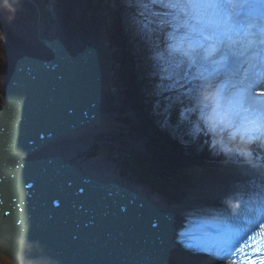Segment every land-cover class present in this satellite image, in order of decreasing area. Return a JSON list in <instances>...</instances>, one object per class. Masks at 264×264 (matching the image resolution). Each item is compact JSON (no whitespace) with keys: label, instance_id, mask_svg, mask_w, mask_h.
<instances>
[{"label":"bare ground","instance_id":"1","mask_svg":"<svg viewBox=\"0 0 264 264\" xmlns=\"http://www.w3.org/2000/svg\"><path fill=\"white\" fill-rule=\"evenodd\" d=\"M54 2L55 0H15L12 3L18 6L22 14L17 20L9 19V25L13 33L23 41V44L14 48L13 52L11 51L10 69L0 103V116L2 115L4 119L9 115L11 122H15L12 125L9 124L7 128L0 124V175L2 179L4 182L17 187L20 186L21 180L23 183L32 184L39 180L64 183L71 189L73 193L71 194L78 205L94 203L117 217L121 218L123 215L122 220L126 223L131 219V225L138 226L145 233L155 236L154 256L148 264H178L190 259L199 260L196 264L213 262L208 258L190 256L181 250L175 244L176 229L180 228L186 211L215 208L221 201L232 198H264V167L249 170L245 164H242L244 166L240 170L231 168L224 175L215 179L199 180L185 198L171 204L167 202L166 198L164 199L162 194L153 192L149 188L139 185V183L136 184L124 179L120 172L115 171L114 166L109 165L104 160V157L87 156V151L91 147L89 143L96 136L102 134L100 130L105 132L103 127L107 126L105 125V118L107 117L105 111L109 106L104 95L107 84L105 57L102 54L103 45L101 40L97 42L90 34L88 36L91 37L84 41H81L79 37L69 40L56 17ZM171 11L173 14L176 12V10ZM147 15L150 16L151 14L148 13ZM180 16V20H175L182 24L183 14L181 13ZM209 16L210 13L207 10L204 22ZM170 17H174V15L166 18ZM158 23L162 29L160 33L165 35V29L169 26L166 23H161V21ZM171 27L173 28V25ZM182 29L186 33L189 31L185 27ZM150 30L152 34L146 30L144 33H150L151 40L148 41L151 43L154 41L155 31L152 28ZM111 31L114 37L113 29ZM186 33L180 32L177 35H170V37L175 40L173 45H178L179 50L191 52L189 44L192 41L185 39L187 45H184L181 37L178 36L180 34L183 37ZM193 38L195 39L194 35H192L191 40ZM116 39H112L113 44H115ZM165 42L166 40L162 42L163 45L160 44L164 53L163 59H159V65L162 66L161 64H163L167 67V64L161 62L168 61L169 56L166 53L178 54V52L173 48H167ZM140 44L145 47L147 42L145 39H140ZM215 48L217 56L229 57V63L241 64L237 52L226 53L218 45ZM89 50H91L89 55L92 59H88L85 63L99 71L97 93L89 95L90 97L93 95V98L88 102V106L84 104L76 107L73 102H83L81 95L83 96L86 91V83L77 82V95L70 92L66 96L67 98L62 100L52 91L54 88L55 91L57 90V87L51 83L56 79H48V75L62 67L63 72L56 83L65 85L72 90L75 84V68L80 60L88 56L86 52ZM160 53L158 50L159 56ZM211 58L213 59V57ZM244 59L246 63H250V54H246ZM204 64L206 65L207 62ZM210 64L209 67H190L196 69L195 72L193 71L196 74L195 82L191 84L200 88L203 80L212 83L218 80L216 77L224 70L217 66L218 63L216 62ZM248 64L240 73L229 77L230 81H227L226 78L221 79L225 80L221 85L220 83L215 84V86L220 85L221 98L232 101L233 105H236L237 102L234 94L243 91H246L247 94L252 92L248 88L254 84V76L247 77ZM217 68L222 70L216 73ZM182 70L184 72V68ZM37 73L41 77L44 75L43 79L46 82L44 89L36 85L35 82L32 84V80L37 78ZM244 78L247 80L242 82ZM185 84L187 87V82ZM43 91L47 92L42 94ZM41 101H45L43 108L40 106ZM222 101L225 111L231 113L233 118L232 110H227L226 102L223 99ZM195 105L197 104L195 103ZM191 109L193 110L195 107L191 106ZM255 109L256 106H251L250 109L243 110L254 112ZM184 112L187 113L186 118L192 115L191 110L187 107ZM197 112L194 117L203 127L200 131H203V134H209L205 122L201 118L200 108L197 109ZM42 114L45 118L42 117ZM81 114L83 115L82 118L74 119L75 115L77 118ZM223 115L220 113L219 117ZM60 117L71 120L66 121L69 124L63 123L64 121ZM38 119H40L39 124L34 122ZM185 121L189 123L188 120ZM190 124L193 125L191 122ZM28 125L32 126L26 129ZM212 137L216 139V137ZM225 144L232 146L228 144L226 139ZM216 146L220 145L217 144ZM250 147L252 155L255 152L259 154L264 152V142H255ZM228 158L229 155H226V159ZM234 158L239 157L235 156Z\"/></svg>","mask_w":264,"mask_h":264},{"label":"rangeland","instance_id":"2","mask_svg":"<svg viewBox=\"0 0 264 264\" xmlns=\"http://www.w3.org/2000/svg\"><path fill=\"white\" fill-rule=\"evenodd\" d=\"M127 2L132 6L131 9H129V4ZM122 3H126L127 8L122 5ZM145 4L148 5L147 9L142 6ZM54 6L56 17L61 24L64 34L69 37V40L79 37L81 41H84L93 36L97 42L101 40L103 45L102 54L105 57V79L107 84V90L105 89L104 95L107 101L106 103L109 106L105 111L107 114L105 125L107 126L104 125L105 127H103V129L106 130L105 132L100 130L102 134L96 136V139L94 138L93 141L89 143L91 147L87 151V156L93 157L96 155L99 156V158L104 157V160L108 162L109 165L114 166L115 171L120 172L124 179L136 184L139 183V185L149 188L153 192L162 194L164 199L166 198L167 202L171 204L174 201L185 198L199 180L215 179L224 175L226 171L231 168L240 170L242 166H244L240 164H245L249 170L264 167V164L260 165L254 163L256 162L254 158H252V164H248L238 156L241 162L236 161L237 165L231 166L227 164L207 165L203 160L194 163L189 161L193 159L190 157L187 158V160L181 161L184 168L179 175L169 174L160 167L154 168L151 164V157L147 149V144L152 142L140 132V117L137 114V99L139 100V96L138 92L135 90L136 85L133 84L134 79L128 77V75L131 74L128 69L129 66L126 69L128 73H126V70L122 68L123 64L121 66L120 62H118V60L121 61L122 58V50H119L122 38L120 29H123V27L129 28L130 30L132 28L136 29L135 35L133 30L127 33L126 36L131 39L134 48L140 51L139 56L141 57L138 59H147L151 57L150 49H153V61L147 63V66L152 68L156 73L149 72L147 68L144 67L143 63L140 70L142 73L141 77L145 81V83H143L145 87L146 84H149L153 80L156 82V89L150 86H147L145 90L141 89V94L148 96L145 102L143 99L141 100L146 104V108L148 112L150 111V115H155L154 123L158 124L160 129L167 128L170 133H173L174 128L170 125L169 118L173 110L180 108L181 111L178 114L179 116L176 115V119L178 120L177 124L183 126H181V136H187L191 139L195 134H202L207 137L210 144L212 142L211 145L219 148V151H217L220 154H223V148L221 146H216L217 144H215L211 136L205 135L206 133L203 134V131H200L203 127L194 117L198 113V107L195 103L197 104L199 87L193 85L195 89L191 94L193 97H189L190 95L186 94L187 90L175 91L176 88H174L175 79L184 86V81L189 83L195 82L194 78H196V74L194 72L196 69L190 67L202 68L201 63L196 60L195 63H193L192 60L187 57L182 58L180 55L184 50H176L179 55L177 53H166V55L168 54L169 56L168 61L164 60L161 62L167 64V67L165 66L166 70H163L164 73L161 74L160 72V68L162 67L159 65V59H163L164 53V49L160 44L166 40L164 43L165 46L167 48H172L170 45H173L175 40H173L170 35L186 32H184L182 26H180V23L177 22L174 17H170L166 18L168 21L166 25L169 27L165 29V35H162L160 33L162 29L158 23L160 20H157L153 15V13L159 10V7L153 5L152 0H120L117 3L111 0H55ZM11 7L13 9L12 12L0 10V103L4 92L6 77L10 69L12 50L23 44V41L13 33L9 25V19L17 20L22 12L16 4H11ZM27 9H29V7H27ZM114 10H118L123 14L121 17L126 23L122 27L119 26L116 15L114 16ZM148 13L151 15L148 16ZM174 24H177L176 29L171 27V25ZM151 28L155 31L153 36L155 38H153L154 41L150 43L148 40L150 39ZM111 29H113L115 33L114 37L111 33ZM144 30L150 33L148 34L146 32V34ZM89 34L91 36H88ZM116 35L118 39H116ZM178 36L182 37L180 34ZM112 39H116L115 44H113ZM140 39L146 40L147 45L145 48L147 49L140 45ZM158 50L161 52L160 56L157 53ZM182 68H184V72ZM218 68L216 69V73L222 70ZM152 77H154V79H152ZM203 81L201 85L205 83V80ZM224 81L225 80H215L213 84L214 86L217 83L221 85ZM227 81H230V78H227ZM150 89H153V92L147 95L145 91ZM156 91L159 92V94L155 96ZM188 92H191V90L188 89ZM129 98L132 99V101ZM191 106L195 107V109L192 110ZM186 107L191 110L192 114L187 118L184 112ZM183 120H188L189 123H193L194 128L192 125L191 128L188 127L187 124L189 123L187 122L182 124V122H184ZM197 130H199V132ZM174 138L176 137L174 136ZM216 139H218V137H216ZM155 146L159 151L158 155L163 161L170 160L169 156L166 157L167 150L164 147L159 144H155ZM226 155H229V158L226 159L227 161H233V156L229 154V152H227ZM236 160L238 159L236 158ZM174 165L181 167L180 163L174 162ZM129 167L133 168L135 172L129 170ZM157 172H163L170 179L159 178L156 174ZM158 178L159 182L157 180ZM142 180L149 182V184L144 183ZM158 183H167L163 186L161 185L165 193L155 190L156 188H160ZM197 261L199 260L196 259L195 261V259H190L185 260V262L181 261L178 264H196Z\"/></svg>","mask_w":264,"mask_h":264},{"label":"water","instance_id":"3","mask_svg":"<svg viewBox=\"0 0 264 264\" xmlns=\"http://www.w3.org/2000/svg\"><path fill=\"white\" fill-rule=\"evenodd\" d=\"M89 54L91 50L75 68L72 90L56 83L62 67L48 75V79H56L51 83L57 90L52 91L62 100L70 92L77 95L78 83H86L83 102H73L76 107L88 106L93 98L89 95L97 93L99 71L85 63L92 59ZM43 78L37 73L32 84L44 89ZM82 117L75 115L74 119ZM61 119L63 123L71 120ZM14 123L9 115L4 119L0 116L4 127ZM71 193L64 183L39 180L32 184L21 180L17 187L4 182L0 175V249L23 257V264H148L152 260L155 236L131 225V219L126 223L123 215L117 217L94 203L78 205ZM6 212L9 215L5 216Z\"/></svg>","mask_w":264,"mask_h":264},{"label":"trees","instance_id":"4","mask_svg":"<svg viewBox=\"0 0 264 264\" xmlns=\"http://www.w3.org/2000/svg\"><path fill=\"white\" fill-rule=\"evenodd\" d=\"M114 3H117L120 0H111ZM129 4V2H127ZM122 5H124L127 8V4L126 3H122ZM131 5L129 4V9H131ZM130 11V10H129ZM114 16L116 15L117 17V22L119 24L120 27H122L126 21L121 17V14L118 10H114ZM120 29V28H119ZM121 33H122V38H121V43L119 45V50L122 52V58L121 61L118 60V62H120V65L122 66L123 69H127L129 66V72H131V74L128 75V77L134 79L133 84L136 85L135 86V90L138 92V96H139V100L138 101V108H137V114L140 117V132L143 136H145L148 140H150L152 143H148L147 144V149L148 152L150 154L151 157V164L154 166V168L156 167H160L162 168L165 172L169 173V174H174V175H179L182 171V169L184 168L183 164L181 163V161L187 160V158L192 157V160H189L191 162H196L199 160H203L206 162L207 165H224V164H230V161L226 160V151H223V154H220L219 148L214 147L213 145H211L208 140L207 137L202 136L201 134H195L193 137H191V139H189L187 136H181V126L178 125V120L176 119V115L179 116V112L181 111L180 108H176L177 110H173L172 114L170 115L169 118V123L170 125L174 128V132L170 133L168 131L167 128L164 129H160L158 124L154 123V114L150 115V111L148 112L147 108H146V104H144L146 98L148 96H145L141 94V89H144L147 86L150 87H154V89H156V82L153 80L152 82H150L149 84H146V87L144 86L143 83H145L144 79L141 77L142 73L140 70V67L143 66L147 68V70L149 72H154L155 71L147 66V63L152 62L153 61V49L151 48L150 53H151V57H148L147 59H138L140 51L136 50L133 46V43H131V39L129 37H127V33H129L130 31L134 30V35L136 33V29L132 28L131 30L129 28H124L120 29ZM142 46V44H140ZM145 48V47H143ZM147 49V48H145ZM158 53V51H157ZM143 63V64H142ZM162 68H160V72L161 74L164 73L163 70H166L165 65L162 64L161 66ZM126 73H128V71L126 70ZM152 79H154V77H152ZM124 80V79H123ZM175 84H174V88H176L175 91H180L181 89L183 90H187V95H191L193 92V88H186V84L185 86L182 83H179L177 81V79H175ZM130 83V82H129ZM188 89L191 90V92H188ZM146 94H150L151 92H153V89H150L148 91H145ZM159 92H155V96L158 95ZM169 95V92H168ZM130 99V98H129ZM143 99L144 102L141 100ZM132 101V99H130ZM187 114V113H186ZM184 122H182V124H185L186 121L183 120ZM188 127L191 128V124H187ZM183 127V126H182ZM167 131V132H166ZM178 135V137H177ZM174 136L176 138H174ZM204 139H206V142H204ZM161 140V141H160ZM159 144L162 147H164L167 152H166V157L169 156L168 161H163L160 156L158 155V149L156 148L155 144ZM160 147V146H159ZM218 150V151H217ZM160 154V153H159ZM174 162L176 163H180L181 167H177L174 165ZM197 163V162H196ZM186 169V168H185ZM129 170H132L133 172H135V170L131 167H129ZM157 176L160 178H164V179H170L168 176H166L163 172H157L156 173ZM159 178L157 179L159 182ZM144 183L149 184V182H146L144 180H142ZM167 183H158V186L160 188H153L156 191H161L163 193H165L164 188L162 187L163 185H165ZM162 185V186H161Z\"/></svg>","mask_w":264,"mask_h":264},{"label":"clouds","instance_id":"5","mask_svg":"<svg viewBox=\"0 0 264 264\" xmlns=\"http://www.w3.org/2000/svg\"><path fill=\"white\" fill-rule=\"evenodd\" d=\"M14 2L15 0H0V10L12 12L11 4ZM197 107L201 110V118L208 133L219 137L215 144L252 164L250 145L258 141L264 142V116L253 114L249 121L232 118L231 113L225 111L223 107L221 89L210 81H206L198 89ZM220 113L224 114L223 119L219 118ZM225 139L232 147L225 144ZM0 264H23V257H14L7 250H0Z\"/></svg>","mask_w":264,"mask_h":264},{"label":"snow or ice","instance_id":"6","mask_svg":"<svg viewBox=\"0 0 264 264\" xmlns=\"http://www.w3.org/2000/svg\"><path fill=\"white\" fill-rule=\"evenodd\" d=\"M256 2L264 5V0H256ZM152 4L157 5L161 10L153 13V15L159 19L161 23H168L166 17L170 15H174V19L180 20V14H183V21L180 26L187 28L189 31L185 34V36L181 37V40L191 39L193 33L198 34L197 38L189 44L191 53H185L190 56V59H192L193 63H195V59L198 56L204 61L210 62L212 64L215 63V61L210 60L216 50L215 46L209 45L205 47L203 43L204 41L212 39V36L214 35V32L208 31L210 25L205 24L204 16L207 14V10L210 9L216 10L237 7L238 5H236L233 0H152ZM142 6L145 9L148 8V5L146 4ZM170 10H176L175 14H173V12ZM193 21H195V23H193ZM170 47H172L173 50H176L179 46L170 45ZM197 49H203V54L201 55ZM256 86H264V84H259ZM260 95L264 96V92H261ZM4 215L7 216L9 213L6 212ZM261 235L264 236V228H262ZM230 244L231 241H228L225 246H229ZM261 244L264 246V240L261 241ZM199 251L211 254L209 249L202 248L199 249ZM262 264H264V261H262Z\"/></svg>","mask_w":264,"mask_h":264}]
</instances>
